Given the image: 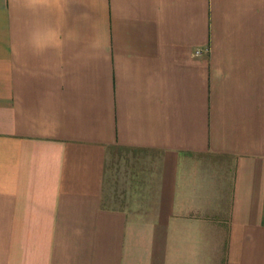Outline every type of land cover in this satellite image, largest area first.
<instances>
[{
  "label": "crops",
  "instance_id": "1",
  "mask_svg": "<svg viewBox=\"0 0 264 264\" xmlns=\"http://www.w3.org/2000/svg\"><path fill=\"white\" fill-rule=\"evenodd\" d=\"M0 264H264V0H0Z\"/></svg>",
  "mask_w": 264,
  "mask_h": 264
},
{
  "label": "built area",
  "instance_id": "2",
  "mask_svg": "<svg viewBox=\"0 0 264 264\" xmlns=\"http://www.w3.org/2000/svg\"><path fill=\"white\" fill-rule=\"evenodd\" d=\"M195 53H200V50H196Z\"/></svg>",
  "mask_w": 264,
  "mask_h": 264
}]
</instances>
